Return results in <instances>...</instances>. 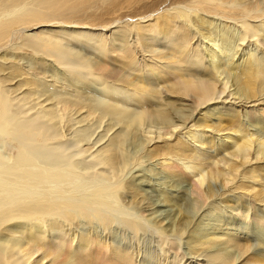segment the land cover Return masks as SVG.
Returning <instances> with one entry per match:
<instances>
[{
  "label": "bare ground",
  "instance_id": "1",
  "mask_svg": "<svg viewBox=\"0 0 264 264\" xmlns=\"http://www.w3.org/2000/svg\"><path fill=\"white\" fill-rule=\"evenodd\" d=\"M0 264H264V0H0Z\"/></svg>",
  "mask_w": 264,
  "mask_h": 264
},
{
  "label": "rangeland",
  "instance_id": "2",
  "mask_svg": "<svg viewBox=\"0 0 264 264\" xmlns=\"http://www.w3.org/2000/svg\"><path fill=\"white\" fill-rule=\"evenodd\" d=\"M250 45V47H255L253 44H249ZM256 50H258L257 48H256ZM147 187V189L150 191V193L151 194H153L154 196H156V198H159V195L157 194V192H156V190L155 189H153L154 187H149V186H146ZM149 187V188H148ZM238 222V221H237ZM143 246L145 245H147L148 244V242L146 243V241H143L142 243H141Z\"/></svg>",
  "mask_w": 264,
  "mask_h": 264
}]
</instances>
